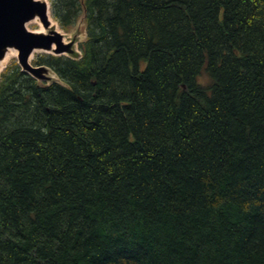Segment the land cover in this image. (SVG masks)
Instances as JSON below:
<instances>
[{"label": "trees", "instance_id": "1", "mask_svg": "<svg viewBox=\"0 0 264 264\" xmlns=\"http://www.w3.org/2000/svg\"><path fill=\"white\" fill-rule=\"evenodd\" d=\"M81 1L0 72V264H264V0Z\"/></svg>", "mask_w": 264, "mask_h": 264}, {"label": "water", "instance_id": "2", "mask_svg": "<svg viewBox=\"0 0 264 264\" xmlns=\"http://www.w3.org/2000/svg\"><path fill=\"white\" fill-rule=\"evenodd\" d=\"M47 10L48 6L35 0H0V58L5 48H14L17 66L36 80H42V70L40 66L28 63L30 52L51 50L52 54L59 55L67 49L60 35L52 30L46 34H33L24 28V23L33 16L47 28Z\"/></svg>", "mask_w": 264, "mask_h": 264}, {"label": "rangeland", "instance_id": "3", "mask_svg": "<svg viewBox=\"0 0 264 264\" xmlns=\"http://www.w3.org/2000/svg\"><path fill=\"white\" fill-rule=\"evenodd\" d=\"M39 2L43 3L45 6H48V10H47V18L48 20H50L54 25H56L57 27V31L62 35L61 37L63 38V42L65 43L64 45L67 46V49L59 54V55H54L52 54V52H42L39 50H36V52L30 57L28 58V63L31 66L33 65V61L39 56V55H51L53 57H58V56H62V57H66V58H72V59H76L79 57L80 55V51H79V46L81 45V43L83 42V40L85 39V20L83 17V12L81 11V13L78 14L77 18L75 19V21L72 23V25L65 27V28H60L58 23L53 20V18L51 17L50 14V10H49V3L48 0H38ZM80 4H81V0H79ZM39 20V18H38ZM28 29L30 30H38L39 27L36 24H30L28 26ZM51 31L50 29H48V32ZM16 54L17 51L15 50V54L10 57L8 59V61L6 62V64L3 66V68L0 70V72H2V70L4 68H6L7 66L11 65V64H16ZM41 67V74H42V80H37L38 82L44 83V84H49L51 82H59L58 79L54 76L53 73H51L46 67L44 66H40ZM143 66H141L142 68ZM202 84L205 83L204 78H199L198 79Z\"/></svg>", "mask_w": 264, "mask_h": 264}, {"label": "bare ground", "instance_id": "4", "mask_svg": "<svg viewBox=\"0 0 264 264\" xmlns=\"http://www.w3.org/2000/svg\"><path fill=\"white\" fill-rule=\"evenodd\" d=\"M38 1V0H35ZM47 22H48V27L47 28H43L42 24L40 23V21L38 20V18L36 16H33L30 20L26 21L24 23V28L29 31L32 32L33 34H46L48 32V29L58 33L60 35V37L62 36L58 31H57V27L56 25H54L50 20H48L47 18ZM36 24L39 29L38 30H30L28 29V26L30 24ZM61 42H63V38L61 37ZM65 44V43H63ZM36 52V50H32L28 56V58H30L34 53ZM51 52V50L49 51ZM15 54V49L12 47H7L3 50V55L0 58V70L3 68V66L6 64V62L8 61V59L10 57H12Z\"/></svg>", "mask_w": 264, "mask_h": 264}]
</instances>
